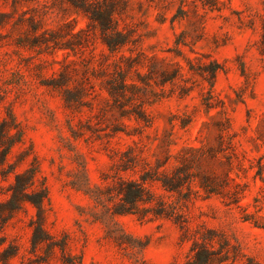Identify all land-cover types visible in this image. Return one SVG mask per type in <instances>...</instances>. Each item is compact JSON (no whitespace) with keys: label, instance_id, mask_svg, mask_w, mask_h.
Returning <instances> with one entry per match:
<instances>
[{"label":"rangeland","instance_id":"obj_1","mask_svg":"<svg viewBox=\"0 0 264 264\" xmlns=\"http://www.w3.org/2000/svg\"><path fill=\"white\" fill-rule=\"evenodd\" d=\"M10 113L0 264H184L203 235L264 264V0H0Z\"/></svg>","mask_w":264,"mask_h":264},{"label":"trees","instance_id":"obj_2","mask_svg":"<svg viewBox=\"0 0 264 264\" xmlns=\"http://www.w3.org/2000/svg\"><path fill=\"white\" fill-rule=\"evenodd\" d=\"M15 122L13 113H10L9 118H5L2 121L0 120V150L4 155V159H6L7 154L16 141L13 132V129L17 127ZM28 183L29 181H24L23 175L18 174L16 176V184L14 187H17L18 194L25 196L24 191L28 186ZM117 190L118 195L122 200L119 205L120 209L116 210L118 213L134 212L139 201L146 199V192L143 185L135 180L124 181ZM32 196L33 197L28 198L37 205L39 211V222L35 226L33 232V242L35 245H38L49 236L42 223L43 203L47 197V191L44 188L42 191L37 192ZM96 198L99 202L105 203L103 195H97ZM212 241H214V238L211 235H203L202 241L195 239L191 246L189 256L184 264H229L233 255L229 249L228 240L224 239V242L220 243L218 249L210 246Z\"/></svg>","mask_w":264,"mask_h":264}]
</instances>
